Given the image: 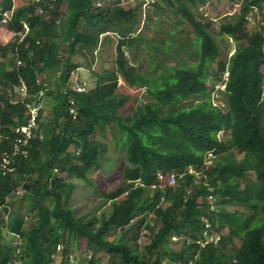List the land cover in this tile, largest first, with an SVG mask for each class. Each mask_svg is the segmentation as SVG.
I'll return each mask as SVG.
<instances>
[{"label": "trees", "instance_id": "16d2710c", "mask_svg": "<svg viewBox=\"0 0 264 264\" xmlns=\"http://www.w3.org/2000/svg\"><path fill=\"white\" fill-rule=\"evenodd\" d=\"M164 1L190 31L194 60L168 64L151 56V73H142L127 63L122 48L137 40L129 31L140 20V6L0 0V18L13 7L6 22L13 32L3 45L7 53L0 45V264H64L71 243L89 251L87 264H99L101 256L112 264H177L178 258L264 264V13L256 6L264 0H243L235 19L219 24L217 35L245 40L229 55L220 52L212 22L197 19L187 6L197 0ZM252 8L261 20L249 32ZM80 21L89 29L80 30ZM108 25L118 36L115 55L111 35L106 44L92 30ZM77 44L88 47L74 55L89 56L94 81L87 88L77 89L76 77L69 80L80 67L72 60ZM208 78L224 82L225 106L207 97L213 89ZM132 87H142L145 100L137 101L142 98L132 91L129 106ZM43 96L51 105L47 121L38 110L26 139L22 128L29 124V106ZM190 97L196 101L183 102ZM112 142L123 152L124 165L120 184L100 191L108 211L79 213L71 203L75 180L93 187L92 174ZM170 173L174 185H168ZM137 178L142 186H133ZM152 182L159 184L155 191ZM11 193L19 199L12 200ZM209 193L216 201L210 203ZM236 206L243 210L231 209ZM203 217L216 224L218 243L185 246ZM5 227L9 236L3 241ZM114 228L121 232L109 237ZM60 239L63 250L51 256Z\"/></svg>", "mask_w": 264, "mask_h": 264}, {"label": "rangeland", "instance_id": "374dc122", "mask_svg": "<svg viewBox=\"0 0 264 264\" xmlns=\"http://www.w3.org/2000/svg\"><path fill=\"white\" fill-rule=\"evenodd\" d=\"M24 1V0H21ZM98 2V0H96ZM153 1H156L159 4V7H155L153 4ZM174 5H177V2L175 0H172ZM243 0H197L194 3H189L187 1V6L191 9L194 16L201 20H209L212 22L210 25L211 33L213 34L216 43L220 49V52L222 54L229 55L236 47H238L241 43H244L245 40H241L239 42L233 41L229 36L227 35H217L218 26L222 22H230L233 21L238 13L239 6L244 3ZM99 2L103 3H112L113 5H124V6H140L141 16L140 20L137 23H135V29L129 31L131 35H137L136 42L132 43L129 46H123L124 49V55L127 57V63L134 64L138 72L142 73H151L149 71V65L150 57L153 56V59L167 62L168 64H175L179 60L183 61L184 63L191 62L194 60V55H191L190 50L193 49V47H196V45H193L188 40V35L190 33L185 31V23H179L181 17L178 13L174 12L168 3H166L164 0H102ZM98 2V3H99ZM258 9H262L264 13V1H261L259 6L258 3L256 4ZM257 9V10H258ZM251 12V13H249ZM248 15L250 16V19L247 21L246 28L247 31H253L254 29H257L258 27V21L261 20L260 12L256 11V8H252L250 11H248ZM262 13V14H263ZM260 19V20H259ZM124 21V20H122ZM80 26L79 29L82 31H85L89 29L85 24H83L82 21L79 22ZM132 25L134 22L131 23ZM65 31V24H63L60 27V31L63 33ZM92 29V28H91ZM96 31H100L97 34V40H105L106 42V36L111 35V41L113 44V53L115 55V41L118 36L116 35L115 27L112 25H108L104 28L102 31V28L98 30L97 28L92 29ZM64 34V33H63ZM13 35V32L8 30L6 28V24H1L0 22V45L4 47L3 45L6 43V45L10 42V39ZM174 40L177 41V46L174 47V44H171ZM107 44V42H106ZM150 44L156 45L155 47H151ZM170 46L173 48L171 49ZM163 47V48H162ZM87 50L88 47L86 45L77 44L75 46L74 53L72 55V60L74 62L78 61V65H80L79 68L75 69L73 73L71 74L70 81L72 80V77H76L74 86L77 89L81 88V85H84L85 88L88 87L90 83L94 81V75L92 74V67L91 70L89 69V56L87 54V58H81L76 57L74 55H80V50ZM150 49V50H148ZM2 49L0 48V51ZM106 47H104V52H106ZM3 51L7 53L8 47H4ZM164 54V56L162 55ZM11 57V56H10ZM215 65L212 63L211 69H214ZM160 69L155 66V70ZM121 82V80H119ZM213 84V89L208 90L207 97L210 99L211 103L213 105H219V106H225V95L223 93L224 90V82L220 79H213L210 80L207 79V86L210 87V85ZM131 98L129 99L127 105L131 106L134 102V95H132L133 92H138L136 97L141 96L142 100L141 103L145 100L143 88H131ZM53 101V99H52ZM196 101L195 98H188L187 100H184V103ZM40 106L36 110V114L34 116L33 123L35 126V118L37 115V111L42 109L41 111L43 113H40L39 117L40 119L43 118V122L47 121V113L50 109V100L49 96H43L40 99ZM187 103V104H189ZM33 111V110H32ZM129 114L132 113V111L128 110ZM28 125L23 127V131L28 132ZM32 127V126H31ZM218 135L221 136L220 132H218ZM107 136L110 137V135L107 134ZM225 136V135H224ZM106 142V139H105ZM104 158L101 160L102 167L100 169H97L96 172H94L93 175V187H89L88 184L83 183L80 180H75L76 188L74 190L73 198L71 200V203L73 204L75 210L79 213L93 210L95 211V214L105 213L108 211V204L107 202L104 203V198L100 194V191H106L111 189L113 186L120 184L121 181V173H122V167L124 165V158H123V152L116 147V145L112 142L105 151H103ZM210 154L207 155L209 157ZM107 157H110L109 160H107ZM108 161L110 163L108 164ZM210 160L205 161V163H209ZM210 164V163H209ZM191 170V169H190ZM199 175V172H197ZM64 177L67 178V174L63 173ZM142 181L137 178L134 179L133 186L136 184H140ZM151 184L156 185V189H158V184L155 182H152ZM153 191V190H152ZM124 195H121L123 197ZM12 200L17 201L19 199V195H15V193H11ZM47 200V198H46ZM237 208L239 210H243L242 207L236 206L231 207ZM147 219H149L151 222H153L154 219H152V214H148ZM121 231L116 230L115 228L111 230L112 236L120 233ZM3 241L6 240L9 236L7 232V228L3 230ZM111 235V234H110ZM62 240H58L56 244L54 243L52 245V254L51 256H55L56 254L61 253L62 249ZM68 252L65 255L64 264H87V258L89 257L88 250L76 248L74 244H68L67 245ZM106 256H101L98 259L99 264H112L114 261ZM86 259V260H85Z\"/></svg>", "mask_w": 264, "mask_h": 264}, {"label": "clouds", "instance_id": "9594fccd", "mask_svg": "<svg viewBox=\"0 0 264 264\" xmlns=\"http://www.w3.org/2000/svg\"><path fill=\"white\" fill-rule=\"evenodd\" d=\"M226 74H227V72H225V75ZM261 91H262V93H264V90H261ZM176 182L177 181H175V183ZM175 183H168V184L174 185ZM136 185L142 186L143 183L141 182L140 184H136ZM158 186H159V184H158ZM156 188L157 187L155 184L150 185L151 190L155 191ZM207 198L210 200V203L212 201H216V199L214 197H212L210 194L207 196ZM162 199H163V197H161V200ZM210 208H211V205H210ZM201 225H202L201 228L196 232L195 236L191 237L190 235H186L187 240L184 244L185 246H190L193 241L195 243H197V245L199 244L198 248L204 247L205 244L208 242H212L213 244L218 243V240L220 239V233L218 232L216 224L213 221L208 220L206 217H203L202 221H201ZM180 236H184V235H180ZM204 240H206L207 242L203 246H201L200 242H202ZM177 264H194V262L190 261V260L188 262H184L183 259L178 258Z\"/></svg>", "mask_w": 264, "mask_h": 264}, {"label": "built area", "instance_id": "2783aa9c", "mask_svg": "<svg viewBox=\"0 0 264 264\" xmlns=\"http://www.w3.org/2000/svg\"><path fill=\"white\" fill-rule=\"evenodd\" d=\"M13 8V7H12ZM12 8L11 9H9V10H7V11H4V12H2V16H1V18H0V22L1 23H3V24H6V22L9 20V18H10V16H11V13H12ZM249 13H251V12H249ZM248 19H250V16L249 15H247L246 16ZM22 93L21 94H23V93H25L24 92V85H22ZM40 93L42 94L43 93V90L42 91H40ZM39 106H40V102H32V104L29 106V108H30V118H29V124H28V132H26V131H23L22 130V132H24L25 133V138L27 139V137L31 134V132H30V128H31V126H33L34 125V123H33V120H34V116H35V114H36V110L39 108ZM33 110V111H32ZM37 113H38V111H37ZM37 116V115H36ZM33 124V125H32ZM25 127V126H24ZM23 129V128H22ZM16 148H17V144L15 143L14 144V149L16 150ZM159 176V178H162V175L161 174H159L158 175ZM175 179H176V177H175V175L173 174V173H170L168 176H167V180H168V183H175ZM207 241L206 240H204V241H202V242H200V245L201 246H203L205 243H206Z\"/></svg>", "mask_w": 264, "mask_h": 264}, {"label": "bare ground", "instance_id": "6f19581e", "mask_svg": "<svg viewBox=\"0 0 264 264\" xmlns=\"http://www.w3.org/2000/svg\"><path fill=\"white\" fill-rule=\"evenodd\" d=\"M2 24V23H1ZM24 29V28H23ZM28 29V28H27ZM26 29V30H27ZM24 31V30H23ZM19 33V32H18ZM16 34V33H15ZM24 34V33H23ZM225 86V85H224ZM49 87V86H48ZM40 110V109H39ZM17 134V133H16ZM20 134V133H19ZM14 136H15V134H14ZM22 136V135H21ZM25 136V135H24ZM14 138V137H13ZM12 140V139H11ZM11 152V151H10ZM9 154V153H8ZM13 154V153H12ZM10 159H12V158H10ZM6 162V161H5ZM175 172V171H174ZM175 173H178V172H175ZM192 173V172H191ZM160 174V173H159ZM181 174V173H180ZM163 175V174H162ZM169 175V174H168ZM201 175V174H200ZM181 176V175H180ZM194 176V175H193ZM159 179V178H158ZM209 182V181H208ZM169 185V184H168ZM212 185V184H211ZM188 192V191H187ZM210 194V193H209ZM214 197V196H213Z\"/></svg>", "mask_w": 264, "mask_h": 264}]
</instances>
